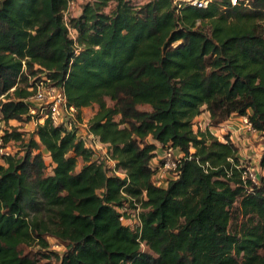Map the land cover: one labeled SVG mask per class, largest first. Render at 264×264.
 <instances>
[{"label": "trees", "instance_id": "16d2710c", "mask_svg": "<svg viewBox=\"0 0 264 264\" xmlns=\"http://www.w3.org/2000/svg\"><path fill=\"white\" fill-rule=\"evenodd\" d=\"M69 1L0 0V138L18 144L0 155V264H264V180L243 178L238 147L210 129L245 116L264 143V0H87L68 18L75 40ZM42 75L79 120L96 107L89 132L124 177L74 126L19 129ZM158 147L181 153L164 186Z\"/></svg>", "mask_w": 264, "mask_h": 264}, {"label": "built area", "instance_id": "2783aa9c", "mask_svg": "<svg viewBox=\"0 0 264 264\" xmlns=\"http://www.w3.org/2000/svg\"><path fill=\"white\" fill-rule=\"evenodd\" d=\"M191 3L197 7H206L209 0H181ZM232 4H235L237 0H231ZM70 7V2L68 3V7L64 12V22L68 26V18L71 17L68 14ZM69 27V26H68ZM69 29V37L75 40L76 31L73 28ZM38 77V76H37ZM31 87L29 88L32 91V94L27 98V102L29 103V116L30 123H32L35 128L38 124H42L45 119H49L53 125H58L62 123L67 129L76 128V135L78 139H81L84 142V145L95 152V157L99 155L97 153V149L103 154L99 158L105 162L108 161L111 164V173H115L118 176L124 177L125 173L123 170L115 169V162L111 158H109L107 145L102 143L97 136L93 135L89 132L88 122H83L82 115L81 119L77 118V110L74 106L67 104L64 88L61 85L52 84L50 79L40 76L39 79L36 77L33 79ZM250 130H253L250 124L245 119ZM82 124V125H80ZM1 128V122H0ZM85 139H89L91 144L86 143ZM94 145V147H93ZM9 147H3V141L0 138V155L8 154ZM180 157H177L172 149H163L161 156L157 161V166L155 167V181L158 185H166V180H163L164 176L172 171H175L179 164ZM103 162V163H104ZM105 164V163H104ZM156 177H160V180L156 179ZM243 178L250 180L251 182L258 184L260 182V178L257 175L256 171L246 165L245 170L243 171ZM264 190V184H263ZM136 206L135 209H127V207L122 208L121 212H126L129 215L128 222L126 224L130 226H135L139 224L138 213L140 211L139 205L134 203ZM124 215L120 218L124 220ZM126 220V219H125ZM124 220V221H125Z\"/></svg>", "mask_w": 264, "mask_h": 264}, {"label": "crops", "instance_id": "0c3cea01", "mask_svg": "<svg viewBox=\"0 0 264 264\" xmlns=\"http://www.w3.org/2000/svg\"><path fill=\"white\" fill-rule=\"evenodd\" d=\"M69 2V10L72 8V13H70L69 16L78 15L81 10L82 0H77L79 4L75 5V7H73L74 0H70ZM245 119V116L232 115L221 126L210 129L220 140H223L225 135H229L231 141L238 147L239 158L243 160L246 165H249L250 168L254 169L260 179L264 180V169L259 166V159L264 150L262 136L261 133L250 130ZM195 120L196 122L200 121V128H205L209 120L208 112H202ZM162 151L163 150L158 147L156 156L151 161V165L157 166V161ZM174 153L177 157L181 156V153L177 150H174ZM162 185L164 186V184Z\"/></svg>", "mask_w": 264, "mask_h": 264}, {"label": "rangeland", "instance_id": "374dc122", "mask_svg": "<svg viewBox=\"0 0 264 264\" xmlns=\"http://www.w3.org/2000/svg\"><path fill=\"white\" fill-rule=\"evenodd\" d=\"M86 0H82V4L85 2ZM135 1H145V0H135ZM177 1V0H176ZM179 1V0H178ZM79 4L77 2V0H74V4H73V7H75V5ZM71 7H72V4H71ZM72 13V8L68 11V14ZM109 103V102H108ZM96 110V107L95 106H90V107H86V108H83L82 109V121L83 122H88V120L90 119V117L93 115V113L95 112ZM200 122V121H199ZM199 122H196L195 125H194V129H197L199 127ZM13 124H15V122H12ZM19 129L23 132H25L26 134V137L28 136L29 133H31L34 129L32 123L28 122V123H17L16 124ZM82 125V124H80ZM1 130V128H0ZM86 143L88 144H91V141L89 139H85ZM17 147H18V144H13V145H10L9 148H8V151H11V152H14V151H17ZM94 147V145H93ZM97 153L99 155H97L95 158H99L101 155H103L99 149L96 150ZM43 156H44V159L46 161L47 164H50V158L49 156L47 155V153L45 151H43ZM99 156V157H98ZM103 156H101V159H102ZM104 159V158H103ZM102 159V160H103ZM104 162V161H103ZM105 165L110 168L111 167V164L108 163L107 160H105ZM82 165V161L81 159H78L77 161V166H76V170H78ZM154 167V166H153ZM47 173V172H46ZM169 173L168 175L166 174L164 176V178H162L163 180H166L167 177H169ZM156 179L160 180V177H156ZM47 240H48V243H49V246H48V250L47 251H52L54 253H57V254H61L63 251H64V246L59 242L57 241L56 239H54L53 237H47ZM31 247H25L24 250L25 252L29 251ZM36 249V248H34ZM52 263L53 264H57V260L55 259V256L52 257ZM47 260L46 259H41V261L39 262V264H43L45 263Z\"/></svg>", "mask_w": 264, "mask_h": 264}]
</instances>
